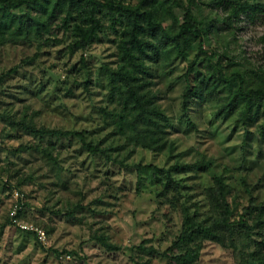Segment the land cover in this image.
<instances>
[{"label":"rangeland","instance_id":"obj_1","mask_svg":"<svg viewBox=\"0 0 264 264\" xmlns=\"http://www.w3.org/2000/svg\"><path fill=\"white\" fill-rule=\"evenodd\" d=\"M159 1L164 12L169 10L165 25L174 17L184 20L185 10L175 0ZM227 1H197V16L217 21L203 50L198 40L183 58L173 55L153 64L152 88L170 119L174 155L171 148L153 152L103 128L101 108L112 107L104 67L117 65L119 23L105 18L107 29L85 53L84 68L82 52L67 53L60 26H55L54 35L63 42L44 44L37 56L35 45H0V264H165L163 256L139 245L159 251L172 245L183 223L182 203L201 204L205 211L204 190L217 178L222 177L240 201L248 203L253 196L264 204V107L252 113L247 124L237 122L241 109L227 118L221 110L230 92L222 86L216 93L193 98L190 117L195 126L183 118L185 76L192 69L195 82L207 74L214 52V61H222L226 75L238 70L247 74L245 85L252 75L263 76L264 50L258 38L264 24L241 21L236 31L227 28L220 21ZM29 57H34L32 62H25ZM14 67L17 70L10 72ZM229 79L235 88L241 85L240 77ZM23 117H33L38 126L85 131L89 139L114 147L112 154L122 163L90 153L77 138L57 145L56 163L37 151H16L36 140L21 126ZM9 118L19 125H12ZM199 161L203 164L197 171L174 176L177 187H170L165 196L161 194L166 179L137 167ZM16 205L21 216L14 211ZM77 205L83 209L71 215ZM37 228L45 231V239ZM103 233L120 249L109 250L93 239ZM195 264L246 263L240 250L206 240Z\"/></svg>","mask_w":264,"mask_h":264},{"label":"trees","instance_id":"obj_2","mask_svg":"<svg viewBox=\"0 0 264 264\" xmlns=\"http://www.w3.org/2000/svg\"><path fill=\"white\" fill-rule=\"evenodd\" d=\"M197 1L184 3L175 0L174 3L185 10L184 20L179 22L174 17L170 24L165 25V12L169 10L164 12V4L159 0H139L135 3L127 0H0V45H35L37 56L44 44L63 42L54 35L55 26H60L67 40V53L74 56L82 52L80 62L84 68L87 66L85 53L101 32L107 29L105 18L114 24L119 23L117 65L106 64L104 67L112 107L101 108L104 113L103 128L110 127L119 139L153 152H164L171 148L174 155L175 143L168 137L170 119L157 104V94L152 88L155 75L153 64L160 65L158 62L162 58L168 59L173 55L176 59L183 58L198 40L203 50V41L216 27L217 21L200 19L196 11ZM224 5L227 13L220 21L231 30L236 31L241 21H261L264 24V0H228ZM258 41L264 50V32ZM216 52L208 59L209 69L202 78L198 77L199 80L194 82L191 68L185 76L188 84L183 93V118L187 119L189 125L195 126L190 117L193 98L206 97L223 86L229 89L230 95L222 113L228 118L241 109L237 122L247 124L251 114H258L264 107V69L263 76L257 74L258 77L254 78L252 75L250 84L245 85L247 74L238 70L226 75L222 61H214ZM33 59L29 57L24 61L32 62ZM212 69L217 70L218 75ZM16 70L17 67H14L10 72ZM231 76L240 77L241 85L238 88L230 81ZM2 80L3 77H0V85ZM9 120L12 125H19L16 119ZM20 124L34 134L36 140L21 144L16 151H37L56 163L58 157L54 152L57 145L77 138L82 148L90 153L101 155L108 161L120 162L112 154L114 147L104 146L101 140L89 139L85 131L38 126L33 117L21 118ZM202 164L200 161L177 162L168 168L155 164H139L137 167L166 179L161 194L165 196L170 187H177L174 176L195 172ZM204 194L207 200L205 211L202 210L203 205L189 204V200H185L181 208L177 205L182 212L183 223L172 245L162 251L143 244L139 248L157 252L166 259L165 264H195L204 242L212 240L240 250L246 264H264V204L253 196L248 203L240 201L222 177L208 186ZM79 209H83V206L77 205L70 214ZM17 214L22 215L21 212ZM93 239L109 250L120 249L110 242L105 233L95 234Z\"/></svg>","mask_w":264,"mask_h":264},{"label":"built area","instance_id":"obj_3","mask_svg":"<svg viewBox=\"0 0 264 264\" xmlns=\"http://www.w3.org/2000/svg\"><path fill=\"white\" fill-rule=\"evenodd\" d=\"M18 205H16V207H15V213L17 214V211H18ZM18 218L17 217H15V220H17ZM20 224V226L22 227V228H24V229H32L33 228V226L32 225H30V224H21V223H19ZM37 230V232H38V234H39V236L41 237V239H45V237H46V234H45V231L43 230V229H39V228H37L36 229Z\"/></svg>","mask_w":264,"mask_h":264}]
</instances>
